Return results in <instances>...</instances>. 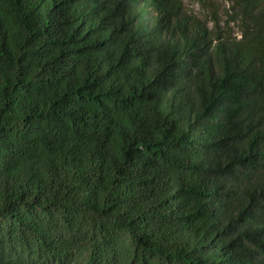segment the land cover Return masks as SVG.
<instances>
[{
	"label": "trees",
	"instance_id": "trees-1",
	"mask_svg": "<svg viewBox=\"0 0 264 264\" xmlns=\"http://www.w3.org/2000/svg\"><path fill=\"white\" fill-rule=\"evenodd\" d=\"M189 1L0 0V264H264V0Z\"/></svg>",
	"mask_w": 264,
	"mask_h": 264
},
{
	"label": "rangeland",
	"instance_id": "rangeland-1",
	"mask_svg": "<svg viewBox=\"0 0 264 264\" xmlns=\"http://www.w3.org/2000/svg\"><path fill=\"white\" fill-rule=\"evenodd\" d=\"M219 2V8H220V15L223 16V19L225 20L227 18L226 15V9H228L231 6V2L229 0H217ZM187 4L190 5L191 9L194 11H199L200 5L198 3H192V1L186 0ZM234 31H238V26L233 23Z\"/></svg>",
	"mask_w": 264,
	"mask_h": 264
}]
</instances>
